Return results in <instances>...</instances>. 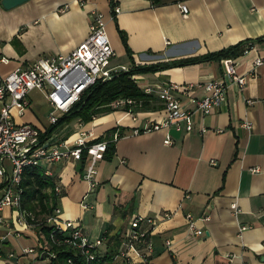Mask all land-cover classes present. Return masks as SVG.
<instances>
[{
	"label": "crops",
	"instance_id": "crops-1",
	"mask_svg": "<svg viewBox=\"0 0 264 264\" xmlns=\"http://www.w3.org/2000/svg\"><path fill=\"white\" fill-rule=\"evenodd\" d=\"M111 1L119 6L116 13ZM181 1L188 6L186 15L177 5ZM93 9L103 13L113 58L119 53L111 63L115 67H129L131 59L149 63L202 54L247 39L253 46L236 56L240 72L250 70L256 55H264V0H25L10 8L0 0V75L37 56L71 51L86 37ZM117 27L126 34L132 58ZM14 37L22 51L11 44ZM219 74L220 60H210L133 75L143 87L165 79L203 81ZM190 93L200 97L204 90L196 87ZM152 95L153 108L134 106V113L111 108L87 122L77 117L92 138L113 126L120 133L112 157L97 160L94 188L83 177L87 155L79 160L41 161L39 165L60 186L57 203L62 217L78 221L91 238L105 231L117 233L113 255L130 218L137 214L157 221L150 234L152 264H264V65L256 68L242 89L230 83L226 101L210 113H196L190 131L169 127L170 144L163 142L166 129L142 130L147 121L161 119L164 113L162 103ZM181 97L187 100L186 95ZM36 101L48 115L50 107L42 93ZM244 121L251 127H245ZM61 124L53 129V137L72 141L74 129L67 133V125ZM251 167L260 170L253 172ZM164 211H172L171 216L163 218ZM188 213L203 234L189 232ZM2 215L10 217L11 210L4 208ZM8 232L0 224V235L6 234L0 241V264L8 260L9 251L17 255L13 264L41 263L37 256L45 241L42 235L33 227ZM104 237L106 251L113 245ZM29 248L32 251L27 252ZM113 255L105 264H149L129 263Z\"/></svg>",
	"mask_w": 264,
	"mask_h": 264
},
{
	"label": "built area",
	"instance_id": "built-area-1",
	"mask_svg": "<svg viewBox=\"0 0 264 264\" xmlns=\"http://www.w3.org/2000/svg\"><path fill=\"white\" fill-rule=\"evenodd\" d=\"M180 11L186 15L188 6L184 2L177 4ZM119 11L118 5H113V12ZM89 31L71 51L66 54L54 56H38L26 65L16 66L4 75H0V178L2 193L0 195V224L9 229V232L20 233L27 227H33L36 233L38 218L31 210L22 206L21 180L24 166L27 164H40L41 161L79 160L82 149L86 150V163L83 177L88 181L89 187L97 184L95 179L97 160L103 158L107 139L89 142L92 139L90 129L83 127L78 121L75 125L74 139L57 140L52 132L45 134L47 127H38L31 122H17L13 110L18 115L23 114L29 106V93L33 89L41 91L49 104L47 119L49 125L58 121L59 115L68 111L75 102L79 101L82 94L98 79L107 80L119 69L126 66L115 67L110 64V59L115 52L111 45L105 28L103 13L92 10ZM246 44L240 55L246 54L252 48ZM264 65V55H256L247 72L238 70L236 56H226L220 59V74L203 81L176 82L165 79L155 85L146 84L143 91L154 94L162 103L163 116L158 120H149L142 130L166 129L163 139L165 144H170L172 138L167 132L173 126L176 130L190 131L194 124L196 113L207 114L212 109L226 101L227 88L234 83L242 89L248 77L255 75L256 68ZM134 77V75H133ZM201 87L204 94L200 97L190 93L194 88ZM184 94L187 97L183 99ZM186 101V102H185ZM132 97H118L113 99L111 108L122 107L127 113H134L137 106ZM192 105V106H190ZM247 128L251 127L247 121L243 122ZM204 130V129H203ZM139 129H134L138 132ZM220 131V129H218ZM120 136L118 128L114 129L109 137L116 141ZM214 163L215 161H211ZM251 171H259L258 167H251ZM44 172H49L44 169ZM55 192H60V186L55 184ZM232 208L236 204L232 203ZM8 207L10 217H4L2 211ZM172 211H164L163 218H169ZM187 228L193 235H201L203 231L195 226L196 218L186 214ZM45 223L53 225L61 236L50 232L49 237L40 245L37 258L38 264H57L53 258L56 255L54 246L62 245L72 252L65 259L66 264H77V257L81 264H96L101 260L105 250L102 249L103 237L91 238L82 229L80 223L70 218H63L61 208L56 205L52 212L45 216ZM155 217L134 214L129 220L128 227L120 237L118 248L113 257L120 258L129 263H151L153 243L150 234L156 224ZM241 226L240 229H244ZM6 234L0 235V241ZM167 246L171 241L166 239ZM27 252L32 249H27ZM17 255L13 251L7 252L4 264H13L11 259ZM105 264V263H104Z\"/></svg>",
	"mask_w": 264,
	"mask_h": 264
},
{
	"label": "trees",
	"instance_id": "trees-1",
	"mask_svg": "<svg viewBox=\"0 0 264 264\" xmlns=\"http://www.w3.org/2000/svg\"><path fill=\"white\" fill-rule=\"evenodd\" d=\"M113 7L114 2L111 1ZM121 42L126 53L131 57V49L126 41L125 32L117 27ZM14 38L11 39L13 41ZM246 44H251L250 41L241 40L236 43L227 45L217 50L207 51L202 54L175 58L166 61H156L149 63H135L131 59L127 69H119L107 80L98 79L92 84L81 96L80 100L61 116L57 123L47 126L45 134H50L53 129L63 123L69 121L73 117H78L81 121L87 122L98 114L105 113L111 109L109 103L118 97H132L138 105L135 108H153L156 107L152 102L154 97L152 94L146 93L135 81L133 74L139 72L155 71L171 66L196 63L200 61L220 60L226 56H238L243 52ZM132 58V57H131ZM115 126L106 129L102 134L92 138L89 142L107 139L106 149L103 152V158L110 159L115 151L114 141H110L109 137ZM86 150L82 149L81 159L85 158ZM56 181L54 177L46 174L44 169L39 164H27L24 166L21 180L22 206L27 210H31L38 218L36 230L40 235L48 238L50 232L56 236H61L62 233L57 231L51 224L45 223V216L50 214L54 207L58 205L57 199L59 193L55 192ZM106 238L107 243L117 242L119 235H107L106 231L102 234ZM113 245V243H112ZM56 255L53 260L57 264H66L65 259L72 254L71 251L62 245L54 246ZM114 250V245L109 247L101 256V260L96 264H104L111 256ZM74 261L81 264L80 260L75 257Z\"/></svg>",
	"mask_w": 264,
	"mask_h": 264
},
{
	"label": "rangeland",
	"instance_id": "rangeland-1",
	"mask_svg": "<svg viewBox=\"0 0 264 264\" xmlns=\"http://www.w3.org/2000/svg\"><path fill=\"white\" fill-rule=\"evenodd\" d=\"M91 21V20H90ZM108 33V32H107ZM109 34V33H108ZM11 44H13V46L15 47V48H17V50H20V51H22V49H23V47L21 46V43H20V41H19V39L17 38V37H14V40L13 41H11ZM118 55H119V53L117 52V56L115 57V58H111L110 59V64L111 63H113L114 62V60H118ZM45 56H51V55H45ZM38 57V56H37ZM36 57V58H37ZM36 58H34V59H32V60H30L29 62H32L33 60H35ZM139 73H145V72H139ZM40 91V90H39ZM32 94V93H31ZM33 94H34V96L32 95V101H33V103H32V105H31V107H29V106H27L25 109H24V112H23V114H21V115H18L17 113L14 115V117H15V120L16 121H21V122H31V121H34V122H31L32 124H34V125H36V126H38V127H41V126H39L38 125V119L40 120V121H42L43 123H46V124H48V126H49V121L47 120V117H46V113H47V111H45V108H44V105L42 104H39L37 101H36V98L39 96V95H41V93L40 92H38V89H34L33 90ZM29 118H33V120H30ZM38 118V119H37ZM77 121V117H73V118H71L69 121H67L65 124H61V125H67V128L65 129V132H67V133H69V132H72L71 130H72V128L73 129H75V123H77L76 122ZM98 121V120H97ZM36 122V123H35ZM58 127L60 126V124L59 125H57ZM60 127H62V126H60ZM71 129V130H70Z\"/></svg>",
	"mask_w": 264,
	"mask_h": 264
},
{
	"label": "water",
	"instance_id": "water-1",
	"mask_svg": "<svg viewBox=\"0 0 264 264\" xmlns=\"http://www.w3.org/2000/svg\"><path fill=\"white\" fill-rule=\"evenodd\" d=\"M23 1H25V0H1V3L5 8H10V7L15 6V5H17Z\"/></svg>",
	"mask_w": 264,
	"mask_h": 264
}]
</instances>
